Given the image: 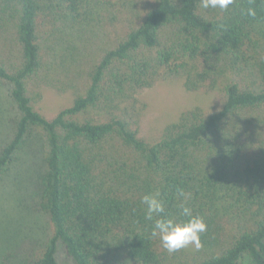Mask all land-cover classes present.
Instances as JSON below:
<instances>
[{
    "label": "trees",
    "instance_id": "16d2710c",
    "mask_svg": "<svg viewBox=\"0 0 264 264\" xmlns=\"http://www.w3.org/2000/svg\"><path fill=\"white\" fill-rule=\"evenodd\" d=\"M175 79L213 104L146 141L136 95ZM0 82L17 111L0 176L35 144L52 226L27 264H58L59 244L73 264H264V0H0ZM41 87L73 100L47 118ZM156 192L168 215L186 219L183 200L204 218L199 250L152 237Z\"/></svg>",
    "mask_w": 264,
    "mask_h": 264
},
{
    "label": "rangeland",
    "instance_id": "374dc122",
    "mask_svg": "<svg viewBox=\"0 0 264 264\" xmlns=\"http://www.w3.org/2000/svg\"><path fill=\"white\" fill-rule=\"evenodd\" d=\"M136 97L144 105L137 134L149 142L155 141L163 128L176 121L183 111L199 107L206 112L213 104L212 91L187 90L182 79L156 82ZM72 100L71 91L60 94L50 87H41L33 107L51 118ZM16 112L9 85L0 82V145L12 132ZM36 150L35 144L27 143L0 176V264H27L51 233L50 221L37 207ZM56 257L58 264H73L60 244Z\"/></svg>",
    "mask_w": 264,
    "mask_h": 264
},
{
    "label": "clouds",
    "instance_id": "9594fccd",
    "mask_svg": "<svg viewBox=\"0 0 264 264\" xmlns=\"http://www.w3.org/2000/svg\"><path fill=\"white\" fill-rule=\"evenodd\" d=\"M203 9L228 10L235 0H200ZM248 16L255 17L254 8H248ZM179 197H184L183 190H178ZM142 204L146 206L145 218L152 221V237H158L161 246L169 253L179 251L190 245L199 250L202 247L200 236L207 229L204 218L193 215L192 209L182 200L180 204L181 215L186 219H177L165 212V203L159 192L146 194L142 197Z\"/></svg>",
    "mask_w": 264,
    "mask_h": 264
}]
</instances>
